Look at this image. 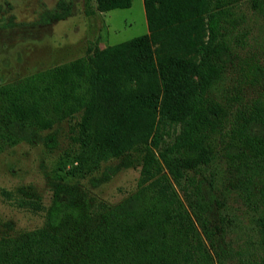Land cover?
Wrapping results in <instances>:
<instances>
[{
    "label": "trees",
    "instance_id": "1",
    "mask_svg": "<svg viewBox=\"0 0 264 264\" xmlns=\"http://www.w3.org/2000/svg\"><path fill=\"white\" fill-rule=\"evenodd\" d=\"M129 2L83 0V14ZM141 2L146 32L102 48L89 42L80 56L0 83V153L66 122L69 152L81 147L77 173L91 185L120 166L138 170L116 203L57 185L39 226L0 235V264H229L220 158L245 183L257 233L256 253L241 264H264V63L237 53L264 0ZM70 11V0H57L38 22ZM227 73L236 79L229 90ZM156 111L178 130L155 153ZM108 160L118 162L95 176Z\"/></svg>",
    "mask_w": 264,
    "mask_h": 264
},
{
    "label": "rangeland",
    "instance_id": "2",
    "mask_svg": "<svg viewBox=\"0 0 264 264\" xmlns=\"http://www.w3.org/2000/svg\"><path fill=\"white\" fill-rule=\"evenodd\" d=\"M56 1L0 0V83L80 56L89 42L102 48L145 31L141 0H131L129 7L96 11L89 16L83 14V0H70L67 17L40 24L41 12L53 9ZM245 42L238 57L253 56L264 63V17L252 24ZM235 83L234 76L227 73L223 82L227 90ZM251 95L252 91L245 93L246 97ZM67 128L66 122L57 123L50 130L38 132L31 142H20L0 153V235L39 226L59 184H78L89 195L107 203H116L135 189L137 168L120 166L108 172L107 167L112 168L117 160L103 162L94 173L100 177V172L107 170V180L91 185L87 176L81 178L77 173L81 147L69 152ZM177 130L156 111L148 140L152 150L156 153ZM101 132L102 129L92 130L85 139L94 143ZM234 167L224 158L213 164L229 264H241V260L256 253L257 233L252 210L241 194L245 183L237 184Z\"/></svg>",
    "mask_w": 264,
    "mask_h": 264
},
{
    "label": "crops",
    "instance_id": "3",
    "mask_svg": "<svg viewBox=\"0 0 264 264\" xmlns=\"http://www.w3.org/2000/svg\"><path fill=\"white\" fill-rule=\"evenodd\" d=\"M131 1V0H130ZM141 4H142V2H141ZM130 6V2H129V4L128 5H126L125 7H129ZM124 7V6H123ZM119 8H121V6H119ZM143 10V9H142ZM144 32H146V25H145V31Z\"/></svg>",
    "mask_w": 264,
    "mask_h": 264
}]
</instances>
